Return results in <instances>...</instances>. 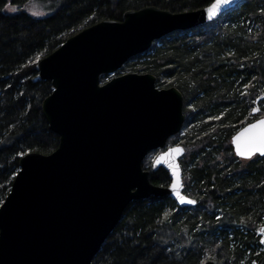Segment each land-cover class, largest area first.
<instances>
[{
    "label": "trees",
    "instance_id": "trees-1",
    "mask_svg": "<svg viewBox=\"0 0 264 264\" xmlns=\"http://www.w3.org/2000/svg\"><path fill=\"white\" fill-rule=\"evenodd\" d=\"M32 1L10 3L23 8ZM38 1L50 2L54 13H9V1L0 0V206L21 157L49 155L59 146L42 109L52 83L33 81L39 60L87 27L123 21L127 11L154 6L183 13L214 0ZM149 51L152 55L135 72L154 74L158 86L162 78L169 80V87L184 96L183 131L168 143L179 140L185 149L180 160L184 193L197 205L181 208L170 197L133 201L93 264H257L264 255L255 233L264 225V158H238L231 140L244 117L246 124L255 120V105L263 106L264 116V0H244L214 22L174 32L127 63L148 57ZM235 84L249 87L238 92ZM149 157L143 166L151 182L168 187L169 173L154 169Z\"/></svg>",
    "mask_w": 264,
    "mask_h": 264
},
{
    "label": "water",
    "instance_id": "water-1",
    "mask_svg": "<svg viewBox=\"0 0 264 264\" xmlns=\"http://www.w3.org/2000/svg\"><path fill=\"white\" fill-rule=\"evenodd\" d=\"M242 1L213 9L220 2L214 0L183 13L154 6L127 11L123 21L87 27L38 61L33 81L52 83L42 109L60 142L49 155L31 152L19 161L20 170L0 206V264H93L133 201L170 197L181 208L197 205L184 193L182 145L167 148L153 162L154 169L169 173L168 187L154 185L143 166L151 152L165 149L181 133L186 121L183 93L177 87L159 88L152 73L121 74L104 83L101 77L115 74L156 41L214 22ZM260 119L264 116L232 137L238 158H264L237 150V140L244 150L251 136L246 129ZM176 148L183 151L169 156ZM177 193L196 203L182 204ZM262 227L257 229L260 241ZM257 264H264V255Z\"/></svg>",
    "mask_w": 264,
    "mask_h": 264
},
{
    "label": "rangeland",
    "instance_id": "rangeland-1",
    "mask_svg": "<svg viewBox=\"0 0 264 264\" xmlns=\"http://www.w3.org/2000/svg\"><path fill=\"white\" fill-rule=\"evenodd\" d=\"M9 1V3H8V5H7V11L9 12V13H13V11H11L10 10V8H15L16 9V11H14V12H18V11H27V12H29L30 14H32V15H34V16H37V17H45V16H49V15H51V14H53L54 13V7L52 6V4L50 3V2H44V1H38V0H33L31 3H29V4H27V5H24V7L23 8H20V7H17V6H14V5H12L11 3H10V0H8ZM235 26H236V24H235ZM146 53V52H145ZM152 53L153 52H150L149 51V55H147L148 57H146V58H142V59H139V60H133V61H131L130 63H127V64H125L124 65V67H126L127 69L124 71L123 70V68L121 69V70H119V71H121V73H120V75L121 74H127V73H140V74H145L146 72H142L141 71V69H140V72H135L138 68H140L141 66L140 65H142V63L144 62V61H146V60H148V58H149V56L150 55H152ZM118 71V72H119ZM138 71V70H137ZM118 72H116L115 74H110V75H108V78H107V80L106 81H109L111 78H113L114 76H117V73ZM105 81V82H106ZM171 82L169 81V80H166V79H164V78H162L161 79V82H160V84H159V86H158V81H157V86L159 87V88H170L169 86L171 85L170 84ZM251 84V83H250ZM239 84H235V86H236V90L239 92V90L240 91H242V92H246V90L248 89V87L249 86H246V85H243V86H238ZM249 85V84H248ZM172 87H175V86H172ZM255 107H257L256 105L253 107V108H255ZM262 105H259V109H260V112H259V114L258 115H256V116H254L253 114V116L255 117V119H257L258 117H260V114H261V111H262ZM251 116V115H250ZM214 119V118H213ZM246 120H247V116L246 117H244L240 122H239V124L237 125L238 127H239V130H241L242 128H244L247 124H246ZM208 121H209V119H205L204 120V123H208ZM210 130L211 131H213L214 130V127H210ZM238 130V131H239ZM183 131V130H182ZM181 131V132H182ZM237 131V132H238ZM184 135V134H183ZM177 145H181V141H177V142H175V143H168V145H167V147L165 148V149H162V150H157V151H154V152H151L149 155H150V157L148 158V159H150V161H151V164H153V162H154V160L156 159V157L161 153V152H163V151H165L167 148H169V147H173V146H177ZM148 155V156H149ZM147 156V157H148ZM185 156V155H184ZM249 160V159H248ZM183 169V168H182ZM184 179H185V174H184V170H183V184H184ZM184 188H185V185H184ZM187 195V194H186ZM255 233H257V231L255 232ZM260 249L261 248H258V252L257 253H259L260 252ZM261 253V252H260ZM253 262H255V260L253 261ZM255 264H256V262H255Z\"/></svg>",
    "mask_w": 264,
    "mask_h": 264
},
{
    "label": "snow or ice",
    "instance_id": "snow-or-ice-1",
    "mask_svg": "<svg viewBox=\"0 0 264 264\" xmlns=\"http://www.w3.org/2000/svg\"><path fill=\"white\" fill-rule=\"evenodd\" d=\"M232 2L233 0H220V2H218L216 5H213V9H218L219 7H221V4L227 5ZM213 9H210L209 11L211 12L213 11ZM10 10L13 12L16 11L15 8H10ZM259 111H260L259 108L252 109L253 113ZM246 132L251 133V136L246 141V147L244 150L240 149V143L239 140H237V150L239 154L246 155L250 158L253 153L259 152L260 155L264 156V119H260L256 123L252 124L249 128L246 129ZM182 151L183 149L180 148H176L175 150H170L169 156H171L173 152L179 153ZM174 175H176L175 171H174ZM177 183H179V180H177ZM172 189L175 192L177 189V185L173 184ZM177 195L182 204L187 203L194 205L196 203L195 200L188 199L187 197L180 195L179 193H177ZM260 232L262 235H264V227L260 229ZM260 243H264V240H261ZM253 264H255V262H253Z\"/></svg>",
    "mask_w": 264,
    "mask_h": 264
}]
</instances>
